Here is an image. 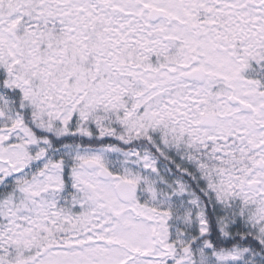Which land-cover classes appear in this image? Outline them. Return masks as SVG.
Returning a JSON list of instances; mask_svg holds the SVG:
<instances>
[{"label":"snow or ice","instance_id":"snow-or-ice-1","mask_svg":"<svg viewBox=\"0 0 264 264\" xmlns=\"http://www.w3.org/2000/svg\"><path fill=\"white\" fill-rule=\"evenodd\" d=\"M0 264H264V0H0Z\"/></svg>","mask_w":264,"mask_h":264}]
</instances>
